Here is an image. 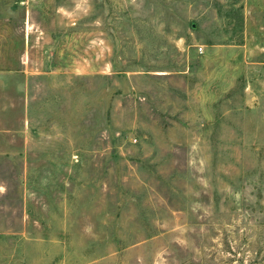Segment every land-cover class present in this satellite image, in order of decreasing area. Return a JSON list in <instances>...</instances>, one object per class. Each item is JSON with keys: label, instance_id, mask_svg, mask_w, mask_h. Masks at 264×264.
<instances>
[{"label": "rangeland", "instance_id": "rangeland-1", "mask_svg": "<svg viewBox=\"0 0 264 264\" xmlns=\"http://www.w3.org/2000/svg\"><path fill=\"white\" fill-rule=\"evenodd\" d=\"M0 264H264V0H0Z\"/></svg>", "mask_w": 264, "mask_h": 264}, {"label": "water", "instance_id": "water-1", "mask_svg": "<svg viewBox=\"0 0 264 264\" xmlns=\"http://www.w3.org/2000/svg\"><path fill=\"white\" fill-rule=\"evenodd\" d=\"M192 26L194 27V24H192Z\"/></svg>", "mask_w": 264, "mask_h": 264}]
</instances>
